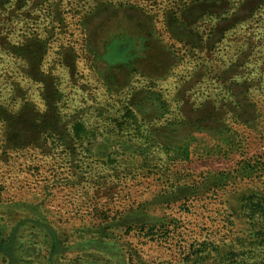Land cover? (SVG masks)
<instances>
[{
	"label": "rangeland",
	"instance_id": "obj_1",
	"mask_svg": "<svg viewBox=\"0 0 264 264\" xmlns=\"http://www.w3.org/2000/svg\"><path fill=\"white\" fill-rule=\"evenodd\" d=\"M263 167L264 0H0V264H264Z\"/></svg>",
	"mask_w": 264,
	"mask_h": 264
},
{
	"label": "trees",
	"instance_id": "obj_2",
	"mask_svg": "<svg viewBox=\"0 0 264 264\" xmlns=\"http://www.w3.org/2000/svg\"><path fill=\"white\" fill-rule=\"evenodd\" d=\"M264 168V167H263ZM56 243V242H55ZM55 246V245H54Z\"/></svg>",
	"mask_w": 264,
	"mask_h": 264
}]
</instances>
